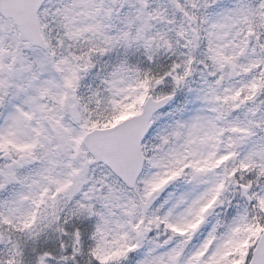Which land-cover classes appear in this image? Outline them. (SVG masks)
I'll use <instances>...</instances> for the list:
<instances>
[{
    "label": "snow or ice",
    "instance_id": "obj_1",
    "mask_svg": "<svg viewBox=\"0 0 264 264\" xmlns=\"http://www.w3.org/2000/svg\"><path fill=\"white\" fill-rule=\"evenodd\" d=\"M0 264H264V0H0Z\"/></svg>",
    "mask_w": 264,
    "mask_h": 264
}]
</instances>
